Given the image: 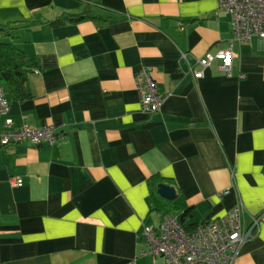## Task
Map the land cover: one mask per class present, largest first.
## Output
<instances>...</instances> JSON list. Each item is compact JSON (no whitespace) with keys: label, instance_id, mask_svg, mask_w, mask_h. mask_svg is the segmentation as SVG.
<instances>
[{"label":"crops","instance_id":"obj_1","mask_svg":"<svg viewBox=\"0 0 264 264\" xmlns=\"http://www.w3.org/2000/svg\"><path fill=\"white\" fill-rule=\"evenodd\" d=\"M89 9L106 16L72 17ZM11 22L34 63L29 97L0 81L13 127L52 125L57 137L0 136V264H172L144 252L145 226L170 207L159 196L182 193L194 222L240 200L264 213V35L236 38L219 0H0L3 38ZM232 40V73L218 61L190 71ZM142 67L168 94L159 110L142 108ZM234 264H264V217Z\"/></svg>","mask_w":264,"mask_h":264},{"label":"built area","instance_id":"obj_2","mask_svg":"<svg viewBox=\"0 0 264 264\" xmlns=\"http://www.w3.org/2000/svg\"><path fill=\"white\" fill-rule=\"evenodd\" d=\"M219 3L233 16L236 38L250 40L255 35H264V0H219ZM184 54L188 56L187 51ZM234 57L232 40L225 48L198 56V61L203 64L201 68H196L189 60L190 71L197 77L202 76L207 65L218 61L223 69L232 73ZM136 79L142 108L147 111L161 109L168 94L160 89L149 67L138 69ZM10 109L11 99L7 88L0 84V114L8 115L5 127L0 132L2 143L30 139L39 144L56 139L57 133L52 125L35 126L25 121L21 126L13 127ZM16 181L21 183V179ZM263 217L264 213H251L242 200L223 215L204 220L192 228L183 225L177 215L164 214L158 227L153 223L145 226L150 247L144 252L164 254L172 264H234L245 242L258 230Z\"/></svg>","mask_w":264,"mask_h":264},{"label":"trees","instance_id":"obj_3","mask_svg":"<svg viewBox=\"0 0 264 264\" xmlns=\"http://www.w3.org/2000/svg\"><path fill=\"white\" fill-rule=\"evenodd\" d=\"M105 17L102 14H97L93 9H89L83 13H78L73 15L72 17L76 20H79L84 17ZM19 20L13 21L18 23ZM12 22L10 23V28L6 29L7 34L11 35L10 39H2L0 38V81L6 84V87L9 89V92L12 96L16 98L23 99L29 97L31 95L27 81H28V73L32 68H34V63L32 58L30 57L29 52L20 47L13 37L15 36L14 28L20 25L12 26ZM163 177L161 175H155V178H152V182H156V184L162 180ZM156 199L163 205L168 204L170 206L167 210H165L164 214H173V208H178L182 212L180 215H177L183 225L192 228L197 226L201 222H194L189 220V216L192 214L194 206H191L187 203L185 196L182 193H178V195L174 199H163L161 196L156 197Z\"/></svg>","mask_w":264,"mask_h":264},{"label":"water","instance_id":"obj_4","mask_svg":"<svg viewBox=\"0 0 264 264\" xmlns=\"http://www.w3.org/2000/svg\"><path fill=\"white\" fill-rule=\"evenodd\" d=\"M160 192L165 196L174 197L177 194V189L167 183H161Z\"/></svg>","mask_w":264,"mask_h":264},{"label":"rangeland","instance_id":"obj_5","mask_svg":"<svg viewBox=\"0 0 264 264\" xmlns=\"http://www.w3.org/2000/svg\"><path fill=\"white\" fill-rule=\"evenodd\" d=\"M0 38H2V39H8L7 37H6V38H3L2 35H0ZM9 39H10V38H9Z\"/></svg>","mask_w":264,"mask_h":264}]
</instances>
